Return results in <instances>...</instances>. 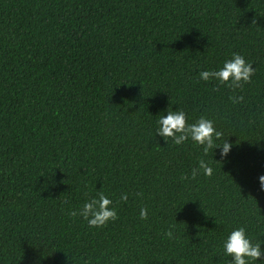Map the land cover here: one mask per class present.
Wrapping results in <instances>:
<instances>
[{"label": "trees", "instance_id": "trees-1", "mask_svg": "<svg viewBox=\"0 0 264 264\" xmlns=\"http://www.w3.org/2000/svg\"><path fill=\"white\" fill-rule=\"evenodd\" d=\"M233 52L247 82L199 79ZM175 108L227 156L155 135ZM260 174L264 0H0V264H230L231 228L264 241ZM98 191L115 220L69 215Z\"/></svg>", "mask_w": 264, "mask_h": 264}, {"label": "clouds", "instance_id": "clouds-1", "mask_svg": "<svg viewBox=\"0 0 264 264\" xmlns=\"http://www.w3.org/2000/svg\"><path fill=\"white\" fill-rule=\"evenodd\" d=\"M254 69L250 62L236 52L231 54V58L225 59L222 65L215 69H203L198 71L199 79L207 81L210 78L218 83H226L237 86L250 79ZM236 99H242L237 97ZM157 127L155 135L163 137L167 143L168 138L176 145L190 140L196 146H199L207 155L209 149L213 152L219 149V155L222 158L227 156L232 148V144L226 138L221 143H214V140H220L222 133L214 127L213 120L201 115L193 122H186V113L183 109L163 110L155 121ZM216 160V159H215ZM202 171L203 175L210 176L213 173L211 164L205 159H198L197 166L192 169V175H197ZM259 187L264 191V174L258 176ZM139 195V194H137ZM127 194L121 193L120 199L127 200ZM112 200L104 192L98 191L91 198H86L78 209L69 212V215H80L87 221L90 227H99L109 220L116 219V210L110 207ZM147 210L140 208L139 216L141 219L147 217ZM169 239L173 238L170 229L164 233ZM262 240L253 243L243 225L231 228L220 241V247L227 257H231L230 264H250L252 260H258L264 253L261 244Z\"/></svg>", "mask_w": 264, "mask_h": 264}]
</instances>
